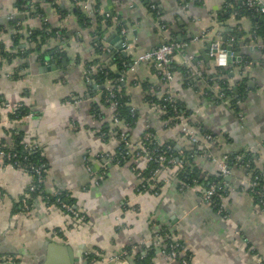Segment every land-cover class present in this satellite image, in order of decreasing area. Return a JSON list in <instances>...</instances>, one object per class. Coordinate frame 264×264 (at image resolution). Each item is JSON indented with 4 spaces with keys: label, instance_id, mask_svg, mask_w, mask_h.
Returning <instances> with one entry per match:
<instances>
[{
    "label": "crops",
    "instance_id": "1",
    "mask_svg": "<svg viewBox=\"0 0 264 264\" xmlns=\"http://www.w3.org/2000/svg\"><path fill=\"white\" fill-rule=\"evenodd\" d=\"M18 1L0 0V148H11L16 134L35 141L45 159L41 193L65 192L66 201L85 210V217L47 204L41 193L31 195L30 176L0 157V264H46L52 244L70 255L68 264H116L104 263L103 257L117 256L134 264L133 255L143 256L149 247L147 264H179L165 253L169 240L184 246L190 264H259L257 258L264 264V209L248 189V172L237 166L222 181L217 164L224 155L251 152L256 166L264 165V51L248 13L228 0H81L75 5L81 4L90 18L85 25L49 1L30 0L62 31L40 48L47 50L41 60L30 38L40 17L14 19L15 13L24 14L17 10ZM56 2L65 9L71 0ZM156 8L159 17L152 12ZM12 20L21 22L22 29H15ZM222 36L238 43L232 54L239 51L241 59L223 56L226 65L218 67L210 52L215 42L224 48ZM172 40L184 46L174 53L168 83L150 62L130 69L136 55ZM112 54L123 60L122 68L111 61ZM46 56L58 60L53 68ZM101 68L123 77L137 113L127 132L130 141L151 129L172 146L177 165L195 168L204 179L220 176L223 214L203 201V184L179 185L176 165L163 170L158 194L137 192L140 178L132 167H144V160L129 157L97 176L99 154L115 153L119 145L111 108L100 98L102 87L93 88L87 74ZM222 70L225 76L218 77ZM223 87L235 91L234 98L227 95L228 104L217 97ZM168 94L188 127L216 137L209 147L191 142L178 126L166 125L167 116L146 99ZM18 104L33 115L16 116ZM22 199H28L27 210ZM51 255L50 264H60L62 255Z\"/></svg>",
    "mask_w": 264,
    "mask_h": 264
},
{
    "label": "built area",
    "instance_id": "2",
    "mask_svg": "<svg viewBox=\"0 0 264 264\" xmlns=\"http://www.w3.org/2000/svg\"><path fill=\"white\" fill-rule=\"evenodd\" d=\"M237 2L240 10L248 11L251 15L264 18V1L263 0H232L230 3ZM106 16H109L106 13ZM164 27L163 25H161ZM258 28L257 21L254 23L253 32L255 37H257L256 29ZM264 30V23H263ZM126 30L121 28V34H124ZM58 35V31L55 33ZM260 37V36H259ZM262 43L259 45L260 48H263L264 51V35L260 37ZM219 42V41H218ZM217 45L216 51H212L210 54L214 58L215 65L218 67L226 65V61L222 60V57L225 56V48L220 47V44L215 42ZM184 46L183 42L180 41H164L160 45L147 50L141 54L136 55L131 62L129 63L130 69H133L135 65L150 62L155 68L157 74L160 76L164 83H168L173 76V57L174 53L180 50ZM92 70V69H91ZM119 81L123 80V77L118 79ZM109 85H107V89ZM120 93L114 92L112 90L108 91L105 95V102H108L111 108V116L114 124L119 125L120 121L116 114V107L118 105L117 97ZM120 96V95H119ZM217 97L224 101V103H229V97L225 96L224 92L221 91ZM77 99L73 100L76 102ZM161 103L157 106L159 109L167 116L166 125L178 126L184 137L189 139L193 143H200L203 141L204 144L209 147L214 141L215 136L211 133L204 132L202 134H197L190 127L186 125L185 122L181 120V109L176 104L175 99L172 95H164L161 97ZM18 109H23L22 104H18L14 110V114L17 116L16 111ZM133 110V108L131 109ZM32 112H25L20 117H31ZM118 140L121 143V147L115 153L103 152L99 154L100 159L102 160L101 168L99 170L98 177H103L108 167L113 164H120L127 160L129 157H132L133 161L144 160L145 166L140 168L137 165H133V171L140 178V183L137 188V192H147L158 194L159 188L161 186V175L165 168L177 164L178 160L176 154L172 149V146L160 141L158 137L151 130H146L142 133L138 141L131 142L128 134L125 129H122L117 134ZM39 149V146L35 141L30 138L22 139V151L24 154H21L13 146L11 148H0V157L4 160L5 164H8L10 167L22 169L26 172L31 181L28 185V191L31 193L41 190V185L43 181V172L45 165L44 163H36L28 159L30 155L35 153ZM216 159V158H215ZM228 155H224L220 160L217 161L220 173L221 180L223 181L225 177H230L232 174V168L227 165ZM84 160H87V156H84ZM235 164H238L239 161L241 166L248 167V162H242L240 154L234 156ZM154 165V166H152ZM144 168L147 169V174H143ZM87 170L93 175L92 167L87 165ZM249 175V173H248ZM249 191L259 202L260 206L264 209V185H260L258 182V175H254L252 178H249ZM98 180L96 181V183ZM193 183H198L197 179H192ZM190 185V183H183L182 186ZM223 195L222 184L217 183L216 181H211L202 190V199L206 203L216 207V212L218 214H223V209L220 204H217L215 198H221ZM54 196V203L58 205L65 212L70 213L73 217L84 219L85 210L76 209L71 203L67 202L61 192H55L52 194ZM47 199V198H46ZM46 202V201H45ZM47 203V202H46ZM21 207L24 210L29 208L28 202L26 199H22ZM159 236V235H158ZM169 240V239H168ZM184 246L176 240H169L166 247V255L172 259L178 261L179 264H190L189 257L183 254ZM122 255V254H121ZM115 261L116 264H127L126 260L117 257H103V261ZM259 264L262 263L260 258L256 259ZM106 261V262H107Z\"/></svg>",
    "mask_w": 264,
    "mask_h": 264
},
{
    "label": "trees",
    "instance_id": "3",
    "mask_svg": "<svg viewBox=\"0 0 264 264\" xmlns=\"http://www.w3.org/2000/svg\"><path fill=\"white\" fill-rule=\"evenodd\" d=\"M45 1H49V3H51L54 7H56V10H58L61 13L67 12L69 14H74L76 15V17L81 21L84 22V24L86 25V22L90 21V18L86 17V14L81 10V4L79 6H76L75 4L81 0H71L70 5L68 6V8L63 9L61 7V5L59 3L56 2V0H45ZM228 1H232V0H228ZM238 4V3H237ZM16 7L18 11H21L24 13V15H26L27 18H29L30 16H35V17H40L39 19L40 21V26L39 29L35 32L34 30L30 31V38L31 41L33 43H35V47L33 48V50H36V52L38 53V56L41 58V60H43L45 58V53L47 52V50L42 51L40 48H42V46L48 41L54 38L56 31H59L62 35V31L61 29H58L56 27L51 26L44 18H43V12H42V8L39 7V5H37V3L33 4L30 3V0H20L16 3ZM157 10H159L158 8H156V10H153V14L158 16L157 14ZM245 13H248V15L252 18V22L255 23L257 21L258 23V28L256 29V33L257 36H263L264 35V30H263V23H264V18L262 19L261 17H257V19L255 18V16L251 15L250 12L248 11H243ZM160 16V14H159ZM158 16V17H159ZM13 23H16L15 29L19 30L22 29V24L21 22L19 24H17L16 20H12ZM96 21L100 22L101 21V16L97 15L96 16ZM253 26V25H252ZM99 27V26H98ZM254 29V27H253ZM253 34V33H252ZM19 34H16L15 37V41H17V38L19 37ZM49 50H51V48H49ZM45 52V53H44ZM7 56V55H6ZM111 58V61L118 63L117 65L120 66V68H122V63L123 60L122 59H117V54H112L109 56ZM124 64V63H123ZM87 74L88 77L90 79V84L91 86L94 87H98L101 85V89H100V98L101 100L107 105L109 106L110 104L108 102H105V95L108 91L112 90L114 92H119L120 96L118 95L117 100L118 105L116 107V114L117 117L120 121L119 125H116L113 123V131L118 134L119 131H121L122 129L126 130V133L128 132L129 128L131 126H133L135 124L136 121V117H137V113L135 111V109H132V106L129 104V98L128 95H126L125 90L122 86V82L118 80V74L112 71H108L106 68H101V70H95L92 71L91 69L87 70ZM225 72L222 70L219 74H217L218 77H224ZM107 80H110L108 82H106ZM107 85H109V88L107 89ZM224 88V94L227 97V95L229 94H234L233 98L235 97V91L233 88H229L228 87H223ZM147 102L150 104H155V106H157L159 103H161V100L159 99H155V98H146ZM176 102V101H175ZM176 104L178 105V103L176 102ZM179 106V105H178ZM28 110L25 109L23 107V109H18L16 111V114L18 117H20L22 114H24L25 112H27ZM151 130V129H150ZM22 135L21 134H16L15 140H14V144L13 147L18 150L21 154H24V152L22 151ZM119 141V140H118ZM121 143L119 141V145L116 148V151L121 147ZM236 154H229L228 155V159H227V165L230 168H235L237 166H239L240 162H238V164H235V160H234V156ZM241 161L242 162H248V167H244L243 164L241 165L246 172L249 173V177L252 178L254 175H258V182L260 185H264V165L263 168H259L258 166H256L255 162H254V158H253V154L251 152H245V153H241ZM31 161L34 162H38V163H44L45 165V159L42 156L40 150L38 149L35 153H33L32 155H30V157L28 158ZM178 164V163H177ZM176 165V173H177V178L179 180V185L183 184V183H190L192 184L193 182L192 179H197V182L200 184H203V186H206V184H208L209 182H211L212 180L209 179H204L202 178V176L199 174L198 171H196V169H191L190 167H188L186 164H180V165ZM154 166V165H152ZM144 173L143 174H147V169L144 168ZM220 177V176H219ZM217 178L216 181L217 183L220 182V178ZM225 186L222 185L223 191ZM41 190H42V185H41ZM40 191L31 193V195H35V194H40ZM43 193V192H42ZM43 195V199L47 202V204H53L54 203V196L52 195ZM61 194H63V196L65 197V192H61ZM47 198V199H46ZM28 200V199H26ZM215 201L217 204L220 203V198H215ZM151 247L146 249V253L145 255L141 256V253H136L135 255H133V263L134 264H147L146 258H148V254L151 253L152 248Z\"/></svg>",
    "mask_w": 264,
    "mask_h": 264
},
{
    "label": "water",
    "instance_id": "4",
    "mask_svg": "<svg viewBox=\"0 0 264 264\" xmlns=\"http://www.w3.org/2000/svg\"><path fill=\"white\" fill-rule=\"evenodd\" d=\"M24 14H18V13H15L14 14V16H13V18L14 19H20V18H22V17H24L23 16ZM229 41L230 40H227V38H226V36H222L221 37V42L223 43V44H226L225 46H224V48H225V54H226V58H227V60L226 61H228L229 59H231L232 61H240V56H239V51H237V52H235L234 53V56H233V54H232V49H233V47L234 46H237L238 45V43L236 42V43H229ZM123 46H124V44H123V41L121 40L120 41V44H118L116 47L119 49V50H122V48H123ZM211 48H212V51H216V49H217V45L216 44H213L212 46H211ZM121 53L124 55L125 53L123 52V51H121ZM46 59L47 60H49L50 61V64H51V66L50 67H54V61H56V62H58V60H50V57L49 56H46ZM225 179H229V177H225ZM59 253V255H62V256H60V264H68L69 262H70V260H71V258H69V261H68V259H67V256L68 257H70V255L69 254H67V256H66V251L64 250V248L62 247V246H57L56 244H52V245H50V247H49V254H48V261H47V263L46 264H50V257H52V253Z\"/></svg>",
    "mask_w": 264,
    "mask_h": 264
}]
</instances>
